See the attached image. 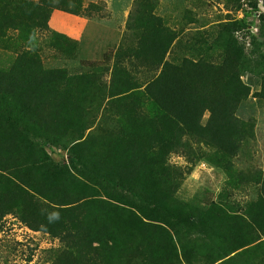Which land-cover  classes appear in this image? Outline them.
I'll list each match as a JSON object with an SVG mask.
<instances>
[{
    "label": "trees",
    "instance_id": "trees-1",
    "mask_svg": "<svg viewBox=\"0 0 264 264\" xmlns=\"http://www.w3.org/2000/svg\"><path fill=\"white\" fill-rule=\"evenodd\" d=\"M152 5L137 1L108 88L96 72L47 69L35 42L40 25L24 23L40 5L0 0V49L19 53L8 70L0 69V212L60 238L63 248L48 264H264V172L254 180L261 192L246 219L229 210L182 215L168 202L174 182L166 166L167 153L185 135L236 152V111L245 95L238 75L243 66L264 73V40L247 54L227 34L229 24L219 38V63L174 64L166 56L175 32ZM81 7L80 1L74 12ZM57 47L75 57L76 45L65 37ZM145 67L148 75L141 78ZM107 110L116 111L117 122H134L133 128L83 140L92 126L86 123ZM207 111L212 116L203 125ZM71 135L81 141L71 146ZM58 150H68L62 163L52 157ZM246 246H252L246 257L231 256Z\"/></svg>",
    "mask_w": 264,
    "mask_h": 264
},
{
    "label": "rangeland",
    "instance_id": "rangeland-1",
    "mask_svg": "<svg viewBox=\"0 0 264 264\" xmlns=\"http://www.w3.org/2000/svg\"><path fill=\"white\" fill-rule=\"evenodd\" d=\"M25 1L40 5L39 12L30 11L24 23L31 24L36 20L40 25L35 42L43 65L47 69L66 68L72 74L96 72L109 88L112 85L115 54L125 43V38L131 35L129 21L138 9V0H80L82 7L79 12H74L79 0H58L53 4L49 0ZM152 2L156 15L175 32L172 48L166 56L171 63L182 64L186 60L199 59L219 63L224 55L220 46L223 43L219 38L229 24L234 25L230 28L231 33L229 31L227 34L244 45L247 54L261 46L259 43L264 40L261 36L264 32V0ZM60 36L76 45L75 57L58 49ZM18 54L16 48L0 49V69L8 70ZM231 54L234 53L231 51ZM106 56L110 57L109 61L105 60ZM82 60L90 65L84 67ZM125 64L130 67L128 60ZM94 65L99 66L100 71L94 70ZM248 68L243 66L238 75L245 95L236 111L241 121L236 152L225 154L211 142L185 135L180 145L175 142V147L167 153L166 166L172 177L169 181L174 182V191L168 202L182 215H190L193 210L218 214L229 210L232 214H244L247 219L259 199L261 188L254 180L260 172H264V73L257 74L252 70L253 73ZM130 69L132 73L136 71L132 67ZM139 71L141 78L148 75L146 67ZM211 116L209 111L204 113L201 118L203 125L208 124ZM115 117L116 111L113 110L110 113L107 110L97 119L93 117L94 122L86 123V126H92L84 131L83 140L88 137L98 139L115 134L126 135V130L133 128L134 122H117ZM73 135L77 137L79 134L75 132ZM68 139L71 146L81 141L73 140L72 135ZM68 150L54 151L52 157L62 163L68 158ZM165 218L177 223L171 217ZM180 237H186L185 229L180 231ZM250 247L234 251L231 256L246 257L245 250L248 251ZM62 248L60 238L34 230L14 213L2 215L0 212V264H48L53 262ZM178 264L189 262L184 260Z\"/></svg>",
    "mask_w": 264,
    "mask_h": 264
}]
</instances>
